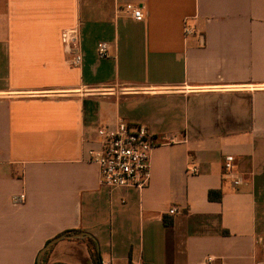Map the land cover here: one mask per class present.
Masks as SVG:
<instances>
[{
	"label": "crops",
	"instance_id": "1",
	"mask_svg": "<svg viewBox=\"0 0 264 264\" xmlns=\"http://www.w3.org/2000/svg\"><path fill=\"white\" fill-rule=\"evenodd\" d=\"M119 121L154 135L141 192L103 187L89 158ZM69 231L102 264H264V0H0V264H37ZM83 239L42 264H94Z\"/></svg>",
	"mask_w": 264,
	"mask_h": 264
},
{
	"label": "built area",
	"instance_id": "2",
	"mask_svg": "<svg viewBox=\"0 0 264 264\" xmlns=\"http://www.w3.org/2000/svg\"><path fill=\"white\" fill-rule=\"evenodd\" d=\"M126 11L137 21L145 17L144 8L133 4L126 6ZM197 29L185 22L184 33L186 37L197 34ZM65 52L69 56L68 63L71 67L79 68L83 63L81 50L80 26L65 29L61 35ZM100 58L109 56V45H98ZM97 135L100 148L89 152L90 161L100 168L101 185L111 191L118 189L134 188L143 191L151 181L152 153L155 148L154 135L143 125L129 124L119 121L114 126L98 128ZM236 158L226 155L223 161L224 176L231 179L235 186L243 183L242 177L235 171ZM194 173L197 169L193 170ZM22 194L14 198L15 203L25 200ZM180 210L172 207L169 214L178 215ZM215 259L209 257L204 263L213 264Z\"/></svg>",
	"mask_w": 264,
	"mask_h": 264
},
{
	"label": "water",
	"instance_id": "3",
	"mask_svg": "<svg viewBox=\"0 0 264 264\" xmlns=\"http://www.w3.org/2000/svg\"><path fill=\"white\" fill-rule=\"evenodd\" d=\"M85 237H89V238H93V236L91 234H88V233H83V232H80V233H74V234H62V235H59L57 237H55L54 239L50 240L46 245L45 247L41 250V252L39 253V256H38V264H42V260H43V257L44 255L55 245L57 244L58 242L62 241V240H65V239H82V238H85Z\"/></svg>",
	"mask_w": 264,
	"mask_h": 264
},
{
	"label": "trees",
	"instance_id": "4",
	"mask_svg": "<svg viewBox=\"0 0 264 264\" xmlns=\"http://www.w3.org/2000/svg\"><path fill=\"white\" fill-rule=\"evenodd\" d=\"M214 194H215V192L214 191H211L210 194H209V198L210 199H215L214 198ZM75 232L76 231H69V232H67L65 234H74ZM83 240L87 241L88 244H89L90 251H91V257H92V259L94 261V264H102V256H101V252L99 251L97 241L95 239H92V238H89V237H85ZM47 254L48 253H46L45 256Z\"/></svg>",
	"mask_w": 264,
	"mask_h": 264
},
{
	"label": "rangeland",
	"instance_id": "5",
	"mask_svg": "<svg viewBox=\"0 0 264 264\" xmlns=\"http://www.w3.org/2000/svg\"><path fill=\"white\" fill-rule=\"evenodd\" d=\"M121 88V87H120Z\"/></svg>",
	"mask_w": 264,
	"mask_h": 264
}]
</instances>
